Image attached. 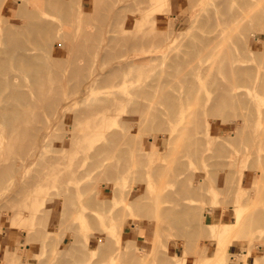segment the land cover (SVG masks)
<instances>
[{
    "label": "rangeland",
    "instance_id": "rangeland-1",
    "mask_svg": "<svg viewBox=\"0 0 264 264\" xmlns=\"http://www.w3.org/2000/svg\"><path fill=\"white\" fill-rule=\"evenodd\" d=\"M75 3L76 0H71V7H74ZM150 3L151 0H83L84 12L80 14L82 17L76 15L77 18L76 16H74V14L65 16L61 13L58 14V11H50L51 14L48 18H50L56 26L60 27L62 29H60L61 32L64 33V50L68 51L66 52L67 60H61L60 62L56 61L53 63L51 57L48 56V60L46 61L47 63L43 62V66L45 68L41 74L43 77H40L36 81L34 80V78H32L31 75H28L27 73L19 71L14 72L15 76H17L16 83L20 81V84L22 83V86L20 85V89L24 91L25 94H27L26 99L29 100V98L31 96L32 97L30 98V101L27 100L29 106L21 109V111L23 110L24 117L18 120L16 123L12 122L11 124L13 125L10 124L9 130H7L8 128H6V125L8 123H4V120L2 123V119L0 118V125L6 124L3 125L5 127L0 126V139H3V142L0 143V170L3 168L11 167V172H9L7 176L0 177V264H139V262L140 264H171V262L172 264H198V261L199 264H212L213 262V264H223L225 262V264H239L240 262H242V264H264V178L262 180L260 178L264 176V172L262 173V171H264V139H261V137L264 138V132L259 131L261 130L262 125L264 128V63L262 59L264 55V29L257 26L255 30L250 29L251 27H246L245 24L238 25V27H241L237 28V25L232 24L231 22V28L227 27L228 24L231 25L227 21L234 19L236 15L235 13L241 12L244 8L249 9L252 5L254 7H251V10L254 9L255 12L261 10L264 7V0H169L167 6L164 7V12L161 14V16L160 14H158V12L150 10L152 8H150ZM19 5L20 2H18L15 7L11 6L10 0H0V20L3 19L2 12L4 11L8 20L13 21L14 19H16L15 17L19 13L18 21L23 22L22 20H25V18L23 19L24 13L22 11H24L26 7L24 8ZM130 5L133 6L131 7ZM256 5L257 7L255 8ZM127 6L128 9H126ZM258 7L260 9H258ZM139 11L141 13L146 12V15L147 12H149L148 18L150 21L149 24L143 26L144 28L142 27V30L137 31L136 24L128 25L127 23H125V18L126 20L131 22L134 18V15H136V13L138 14ZM83 14L86 15L85 18H83ZM72 15L73 17L71 18ZM171 16L172 21H170ZM172 23L173 26L170 28ZM256 23H258V21H256ZM168 24L170 25L169 29L171 30L168 42L162 44L159 42H153L156 44L152 45L154 47L153 51H151L152 46L150 45L152 43H149V45L148 43H145L149 46L150 49L148 48V46L143 45L144 48L147 47L148 49L145 48L147 50L141 49L142 51L138 50L128 52L126 53V55L129 54L127 55L128 58H126V55H124L125 60L127 59L131 62L130 63L128 61H125L124 65L128 63V66L130 65L131 68H127V64L125 66L122 65V67H125L124 71L128 72L124 76V78H126V81H124L123 84H121L122 82L119 83L118 80H112V82L111 79H103L104 76H106V72L110 68L115 66V64H112L110 62L109 64H107L108 66L106 65L107 67L105 66V62H103V64L105 63L104 65L100 64V61H102V59L99 57V54L105 53L107 49H109L110 53H112L113 55L119 54L122 51V43L120 42V37L131 36L135 33V31H137L139 34H142L145 38H157L159 37V31L167 27ZM17 25L18 24L14 22L0 24V26L10 27L13 29L16 28ZM247 28L252 31H250L251 35L254 36V54L252 52H250L249 54H245V50L243 51L242 49H240L244 47L243 44L245 35L242 36V33L245 32L244 34H246L247 31L248 33H250ZM111 30L115 31L112 32ZM241 30L245 31L242 32ZM87 31H90L91 34L85 36L84 33ZM67 33L71 35L75 34L76 39L67 40ZM102 36L104 37L105 41H101ZM113 37L117 38L113 39ZM115 43H117V47ZM157 44L160 46H158ZM79 46L81 48H79ZM241 51H243V56L240 54ZM97 53L98 61H96V59H94L95 57H93ZM231 53H233V55H231ZM169 54H176L180 59L184 61V63L181 64L179 62L171 60L170 58H168ZM235 54H239V56L241 55L240 57L245 60L248 59L245 58L246 55L252 57V59H249L250 62H247V67L249 66L251 70V79L241 83H237L230 77L229 69L230 66L234 64L233 59L231 58H234L233 56ZM146 56H150V58H147ZM138 58H140V61ZM93 59L96 62H94ZM145 59H148L146 60L147 62L142 63L141 61H144ZM227 59H230V61H227ZM134 61H137L138 65L140 62L141 64L139 66L131 65L134 64ZM261 61L263 64L260 63ZM91 65H93L94 67L98 65L99 67L105 66L106 69L103 70L104 68L101 67L98 68V71L97 67L94 69ZM78 67L81 68L79 75L78 73L75 74L72 72L73 69H76ZM84 67H91V70L94 69V71L98 74L99 72L102 73L99 74L101 75L100 77L97 73L91 72L93 77L96 76L100 79H98L96 83L91 87L93 88L92 91L91 88L89 89L91 92L85 91L83 89L84 86L82 84L84 82L82 81L84 80V77L86 75V70L84 69ZM50 69L52 70V72H49L51 71ZM204 70H207L208 72ZM118 73L119 75H122L123 72L120 71ZM257 79L260 81L258 82ZM194 82H196V84ZM230 83L241 85L244 84V86L246 84L248 85L249 88L247 87V85L245 86L248 89L242 87L239 90H235L234 95L242 97L244 96V100L245 97H248L249 100H245L247 103V105L245 106L249 105V109L245 106L244 108L248 109L249 111H246L244 109V112L243 108L241 109V107L243 106L238 107L237 102L228 106V103L231 101V99H229V97H231V94L229 93V87L232 84ZM187 84L188 86H185ZM144 85L146 86V92L138 91L129 93L127 95L131 98L132 102L126 103L127 108H125L126 110H128L138 102L142 106V108L140 109L141 116L143 114L147 115L145 111L149 110V112L147 111V113H149V117L151 115L150 119L149 117L144 115L147 121L143 119L142 116V121L144 123L142 122L138 125H126L123 129L117 125H110L109 115L111 112L107 109L108 106H111L112 102L116 101L114 99L126 97V95L124 94L125 91L129 89L131 90L133 87L136 88ZM192 85H195L194 88L192 87ZM260 86L262 87V90ZM78 88H80L81 93L79 95H76V97L74 98V96L71 95L74 94L73 92H77ZM190 88L195 91H192L191 93ZM244 88L246 95H244ZM166 89H168L167 91L169 92H164ZM257 89L262 91L261 93L263 94H261ZM51 92H54V94ZM107 92H111L112 94L108 95ZM135 93L137 96L135 95ZM189 93L191 94L189 95ZM249 93H251V95L254 94L253 98L251 95H249ZM50 94L53 95V97H51ZM161 94H164V97H162ZM197 94L198 96L196 97ZM202 94H204V96ZM166 95H169V97L172 98L173 101H175L172 106L175 108L174 104L176 103L175 109H177L181 113L178 112L176 114H173L175 111L177 112V110H175L173 107L169 108L168 104L165 103L164 99L166 98ZM249 96L254 100H250ZM66 97L68 98L66 99ZM57 99L60 101L59 105L63 106L64 104H67V106L64 105V107L66 106V111H64V107L60 108V110L58 109V112H61V115H59V119L56 118L55 120H53V112L56 108L51 107L49 109L48 104ZM106 99H109V101H106ZM256 99L258 101H255ZM136 100L138 101L136 102ZM196 100L200 101L197 102ZM82 101L84 103V106ZM194 101L196 102L195 104L193 103ZM182 103H184L185 105ZM254 103L259 107H256ZM30 104L32 107L30 106ZM251 105L253 108L251 107ZM144 106L146 109L143 108ZM148 106L149 109H147ZM29 108H33V111ZM237 108L241 109L238 114L239 117H249V122L247 118V122H243V120L241 121L240 118H236L238 116L236 111L238 112V110H240ZM28 111L33 112V115L30 116L31 113H29ZM170 111H172L173 113ZM154 112L156 115L154 114ZM242 112H244L243 115ZM132 113V115L137 116L136 112ZM140 113L137 114L140 115ZM168 114L172 116L170 117V115ZM26 115L28 118L26 117ZM167 116H169L170 118L174 116L175 119L172 118V121H169V117ZM46 117L48 119L51 118V121L49 120L47 123H52L51 128L53 127V129H48L51 132V136L47 139L42 140V138L40 137L41 134L39 133L45 131L47 124L45 123ZM77 117L79 119H77ZM144 120L146 121V123ZM190 120L191 122H189ZM27 122L29 123L27 124ZM103 122L104 124L107 123L108 125H110L107 130V138L105 140L96 139L94 137V127L95 125L99 126ZM245 122L247 123V125ZM242 123L245 124L244 129L246 126L244 134H246L247 138L245 137V135L243 137V135L241 136V134L239 133L243 129L241 128L243 126ZM191 124L193 125L191 126ZM30 127L32 128V130H30ZM12 128L14 130H12ZM15 129L18 131H16ZM142 129L143 132L141 133L140 130ZM14 131L16 134L18 133V138L16 135H13L14 133L12 134V132ZM257 131H259L258 134ZM235 132H237V134ZM143 133L147 135L145 136ZM91 134H94L92 135V138H90ZM10 135L14 139L11 138ZM110 135H112V137ZM122 135L124 136V139ZM130 135L135 136L131 137ZM227 135H229V137ZM239 137H243L241 138L243 140V143L241 141H238L237 138ZM213 138L215 142L212 141ZM258 138H260L261 140ZM93 139L96 141L93 142L92 145H94V147L98 149V151H95L94 153L91 151L92 149L88 151L90 141ZM122 139L123 141H121L120 144V140ZM183 139L185 143L183 142ZM241 139L239 138V140ZM129 141L131 142V144H133L131 145ZM136 141L137 143H139V146L137 143H135ZM6 142L7 144H5ZM220 143H222L223 145ZM183 144L185 147H183ZM239 144H241L242 148L241 146H239ZM44 145H46V147ZM129 145H131L130 148ZM260 145H263V147H259ZM37 146L39 147V150L37 149ZM132 147H137L136 150L138 149V151H136L135 149L133 150ZM260 148H262L263 150L261 149L262 151H260ZM221 149L224 152L222 151L221 153ZM241 149H243V151H240ZM118 150L120 153L118 152ZM113 151L114 153L112 155L111 153ZM212 151L216 153L212 154ZM40 152L42 153L40 154ZM133 152L137 153L134 154ZM184 152L187 153H185L184 155ZM225 153L229 154L226 155ZM258 153L261 155L259 156ZM194 154L196 155V157ZM234 154H236L235 157ZM147 155L149 157H146ZM219 155L221 158L219 157ZM141 156L144 157V159L141 158ZM236 156L238 160H236ZM108 157H110L109 160ZM179 157L181 162L183 163L179 162ZM123 158L125 161L123 160ZM255 159L258 161H256ZM226 160L228 163L226 162ZM25 162L26 166L24 165ZM100 162L102 163V166L97 167ZM172 162H175V165ZM261 162L262 164L260 165L259 163ZM27 163H30V165H28ZM226 163L228 165L231 163V167L229 168V165L227 169ZM80 164L81 167L79 169H76V165ZM104 165L107 166V168ZM214 165L215 167L213 168L212 166ZM221 166L226 168L224 169ZM234 166L235 168L233 169L232 167ZM252 166H255V169L252 168ZM257 166L258 168H256ZM102 167L104 169H102ZM163 168H165L166 170H164ZM187 168L189 169V171H187ZM191 168L193 169L191 170ZM261 168H263L262 171L260 170ZM151 169L153 170V173ZM222 169H224V171H222ZM178 170H180L181 172H178ZM234 170H236V172H234ZM255 170H257V172ZM100 172L103 173L101 174ZM135 173L136 175L141 176L136 177ZM229 173L233 178H230ZM150 174L154 175L151 176ZM165 174L168 178L171 177L172 179L168 180V178L165 177ZM228 174L229 176L226 177V175ZM232 174L234 176L237 174V177L232 176ZM210 175L214 178L213 180H211L212 177L210 178ZM158 176L161 177L162 181H160L161 179L158 178ZM19 177H21L20 180H17L19 179ZM135 178H138V180ZM164 178H167L168 181ZM174 178L176 179V182H172L175 180ZM225 178H228V180ZM255 178L257 180H255ZM132 179L138 182L136 183ZM158 179L164 185L160 184ZM178 180L179 182H177ZM66 181L68 183H66ZM215 181L216 183L213 184V182ZM229 181H232V184ZM198 182L201 187L202 185L204 186V188H200L205 190V193L201 194L200 192L204 191L201 189L198 190V187L200 186ZM227 182H229L228 184H230V188L232 186L231 189H227V187H229ZM172 183L174 186L176 185L175 187H177L178 185V188H174ZM185 183L188 184L186 185ZM262 183L263 185H261ZM158 184H160V186ZM215 184L217 189L214 187ZM224 184L226 185L224 186ZM188 185L191 187H189ZM257 186H259L258 189L262 188L263 191V196H260L261 198L258 197L260 200H257L258 198H256L259 194L261 195V191L257 190ZM121 188L122 190H120ZM220 188L222 190L224 189L226 193L229 190L227 196L226 193L224 194L221 192L222 190ZM218 189L219 191L217 193ZM252 189L254 190L255 194ZM255 189L258 192L260 191L258 195L256 194L258 192H256ZM124 190H126V192ZM182 190L184 191L182 192ZM188 190L191 191L188 192ZM173 191L176 192L177 195ZM82 192L85 193L82 194ZM115 195H117L116 198L114 197ZM183 195H185V198ZM142 196L145 197L143 198ZM194 196L196 197L194 198ZM228 196H232V198ZM250 196L252 197L249 198ZM124 197H126V199ZM168 197H170L169 200ZM114 198L115 201H118L115 202ZM172 198L174 201L171 200ZM228 198H231V200L229 201ZM252 198L253 200H255V204L252 201ZM86 200L87 203H85ZM198 200L202 204L199 205ZM172 201H179V205L177 203L176 206V203L173 204ZM81 202L84 204H82ZM181 202H184L182 203L184 205H181ZM129 203L133 205H135L136 203L137 204L133 206ZM171 203L173 205H170ZM242 203H244V205H242ZM111 204H113V206ZM180 205L181 208H183L182 206H184V208L182 209L183 211H181ZM114 206L116 209H114ZM136 207L139 209H137ZM236 207L237 209H239V211H241V217H243L245 223H243L244 220L241 219L243 220L241 222L242 227L240 226L239 228H235L233 233L234 235L233 237H231L232 239L229 238L231 240L229 242L230 244L226 242V244H228L229 246L224 243L225 246L231 248V250L230 248H227V252L224 244H221V248H224L220 249V244L218 245L217 239L209 234L208 230V234L212 237H210L207 232H205V226L211 223H234L236 220ZM77 208L79 211L77 210ZM152 208L154 211L152 210ZM260 208L263 211H261ZM194 209L196 212L194 211ZM115 210L118 212H115ZM248 211H250L249 214ZM169 212L175 213L177 215L180 214L181 218L177 216V218H173L174 222H172V220H170L171 217L167 216ZM187 213L190 214L187 215ZM124 214L127 215L124 216ZM244 214L246 218H244ZM200 215H202V218ZM198 217L201 220L198 219ZM107 218L108 220H106ZM197 219L198 222L199 220L201 222V224L200 222H197L198 226L201 225L199 227L194 225L196 223L194 221H197ZM183 220H187L188 223L187 221L184 223ZM170 221L172 222V224L170 223ZM118 224L120 227L118 226ZM203 225L205 226L203 227ZM177 226L180 227L178 228ZM118 227L120 229L119 234H121V236H118ZM194 227H198L199 230L202 229L201 231L205 230V233H202L201 238L198 237L199 233L201 234V231L197 232L198 229H195ZM155 229L158 231L156 232ZM239 229L240 231L237 234V231ZM241 229L246 233L242 232L243 234H240L242 231ZM193 230L196 231L193 232ZM195 232L198 233V235L193 236ZM183 233L184 235H181ZM203 234L206 238V235H208L211 239H206ZM192 237L194 239H192ZM190 239H192L194 242ZM82 243L83 246L81 247ZM137 244L138 246H136ZM110 246L112 249H110ZM137 247L141 248L142 251L140 249V252H138L139 250L136 251L135 249ZM194 247H196L195 249L198 250L197 252ZM217 247L220 250H217ZM214 250H217L218 254H216L217 252ZM222 250L224 251V253ZM127 251L129 252L126 253ZM131 251L134 253L132 254ZM242 251L245 252L242 254ZM192 252L195 253L188 254ZM216 255L220 256L217 257ZM146 256L149 258L147 259ZM108 257L110 258V260ZM238 257L240 258L238 262L235 263L234 261ZM146 259L148 260V262ZM223 260H225V262H223ZM219 261L222 262L220 263Z\"/></svg>",
    "mask_w": 264,
    "mask_h": 264
},
{
    "label": "bare ground",
    "instance_id": "bare-ground-1",
    "mask_svg": "<svg viewBox=\"0 0 264 264\" xmlns=\"http://www.w3.org/2000/svg\"><path fill=\"white\" fill-rule=\"evenodd\" d=\"M11 1V6H15L16 7V4L18 3V2H20V5L19 6H21V7H26V9H28V10H26V9H24V11H22L23 13H24V15H23V19L25 18V20H22L23 22H19L18 21V19H19V13L16 15V19H14L13 21L12 20H8L7 19V17H6V14L4 13V11H3V9H2V17H3V19L2 20H0V24H2V23H7V22H10V23H12V22H14V23H16V24H18L17 25V27L16 28H10V27H4V26H0V118L2 119V123H3V120L5 121L4 123H6V124H3V125H6L7 127L6 128H8L7 130H9L10 128V124L12 123V122H14V123H16L18 120H20L21 118H23L24 117V114H23V110L21 111V109L22 108H24V107H26V106H29V104H28V101H30V98L32 97H30V95H29V100L28 99H26V96H27V94H25L24 93V91H22L20 88H21V86H22V83L20 84V81H18V83H16V77L17 76H15V71H19V72H24V73H27L28 75H31L32 76V78H34V80L36 81V80H38L40 77H43L41 74H42V72L44 71V63H47L46 61L48 60L47 58H48V56H50L51 57V59H52V62L54 63V62H56V61H58V62H60L61 60H67L66 59V52H68V51H66V50H64L65 48H64V33L63 32H61V28L60 27H58V26H56L52 21H51V19L50 18H48L49 16H50V11H53V10H55V11H58V14L59 13H61L62 15H65V16H68V15H71V14H74V16H81L80 14H82L83 12H84V10H83V0H76V3H75V6L74 7H71V5H70V2H71V0H10ZM141 1V0H140ZM149 1V0H148ZM168 1L169 0H151V6H150V10L151 11H155V12H158V14H160V16H161V14L164 12V7H166L167 6V4H168ZM171 1V0H170ZM241 1V0H240ZM4 2V1H3ZM2 2V3H3ZM143 2V1H142ZM141 3V2H140ZM117 5H118V3H117ZM131 6V5H130ZM133 6V5H132ZM131 6V7H132ZM1 7V6H0ZM119 7V6H118ZM250 7V6H249ZM251 7H254L253 5L251 6ZM250 7V8H251ZM257 7V5L255 6V8ZM17 8H19V7H17ZM234 8V7H233ZM248 9V8H244V9H242V11L241 12H239V13H235L236 15H235V18L234 19H231V20H228L227 22H231L232 24H236L237 25V28H240V27H238V25H241V24H245V26L246 27H251L250 29H254L255 30V28H256V26L257 27H259V28H262V29H264V10H263V8L261 9V10H258V11H256L255 12V10L253 11V10H251V9ZM106 9V8H105ZM115 9V8H114ZM126 9H128V6L126 7ZM258 9H260L259 7H258ZM26 10V11H25ZM7 11V10H6ZM113 11V10H112ZM112 11H111V13H112ZM20 12V11H19ZM145 13V14H144ZM138 12V14L136 13V15H134V18L132 19V21L131 22H129L128 20H126V18H125V23H127L128 25H133V24H136V26H137V31H139V30H142L144 27V25H147V24H149V18H148V13L149 12H147V15H146V12ZM216 13V12H215ZM85 14V13H84ZM83 14V18H85V16L86 15H84ZM52 16V15H51ZM60 16V15H59ZM77 16H76V18H77ZM111 16V15H110ZM165 16H167V15H165ZM73 17V15L71 16V18ZM82 17V16H81ZM215 17H216V14H215ZM76 18H75V20H76ZM109 18V17H108ZM172 16L170 17V21H172ZM174 19V18H173ZM82 20V19H81ZM175 20V19H174ZM216 20H217V18H216ZM170 21H169V23H170ZM256 21H258V23H256ZM77 22V21H76ZM230 23V24H231ZM255 23V24H254ZM119 24H120V22H119ZM232 24L231 25H229L228 24V28H231L230 26H232ZM65 25V24H64ZM226 25V24H225ZM235 25V26H236ZM16 26V25H15ZM61 26V25H60ZM169 24L167 25V27H165L164 29H161L160 31H159V34H158V36L159 37H157V38H148V37H144L142 34H139L137 31H135V33L134 34H132L131 36H126V37H120V42L122 43V51L119 53V54H112V53H110V51H109V49H107L106 51H105V53H103V54H99V57L102 59V61H100V59H99V61H100V64H103V62H105L104 64H105V66L107 65V64H109L110 62L112 63V64H115V66H113L112 68H108L109 70L106 72V76H104V78L103 79H105V80H109V79H111V81L112 80H118V82L120 83V82H122L121 84H123V82L124 81H126V78H124V76H125V74L126 73H128L127 71H124L125 69V67H122V65H124V62L125 61H128L127 59L125 60V56L124 55H126V53H128V52H132V51H142V50H147L148 48H149V43H152V44H150L151 46L152 45H156L155 43H153V42H159V43H165V42H168V40H169V35L171 34V30L169 29ZM173 26V23H172V25L170 26V28ZM210 26V25H209ZM63 27V26H62ZM143 27V28H142ZM234 27V26H233ZM70 28V27H69ZM89 28V27H88ZM87 28V29H88ZM61 29V30H60ZM86 29V30H87ZM235 29V28H234ZM233 29V30H234ZM242 29H243V27H242ZM246 29V28H245ZM248 29V28H247ZM250 29H248L249 30V32L251 31ZM261 29V30H262ZM113 30V29H112ZM111 30V31H112ZM232 30V31H233ZM240 30V29H239ZM257 30V29H256ZM74 31V30H73ZM115 31V30H114ZM114 31H112V32H114ZM242 32H244L243 30H241ZM69 32V31H68ZM108 32H110V31H108ZM175 32V31H174ZM236 32V31H235ZM234 32V33H235ZM241 32V33H242ZM252 32V31H251ZM251 32L250 33H248V31L246 32V34H244V33H242L243 35L242 36H244V44H243V48H240V49H242L243 51L245 50V54H249L250 52H252L253 54H254V50H253V41H254V36H252L251 35ZM91 33H90V31H87V32H85L84 33V35L85 36H87V35H90ZM238 34V33H237ZM250 34V35H249ZM67 35V40H73V39H76V35L75 34H73V35H71V34H69V33H67L66 34ZM233 35V34H232ZM235 35V34H234ZM246 35H248V36H246ZM112 38V37H111ZM110 38V39H111ZM115 37H113V39H114ZM117 38V37H116ZM115 38V39H116ZM106 39V38H105ZM112 39V40H113ZM104 40V37L102 36V38H101V41H103ZM237 40V39H236ZM235 40V41H236ZM241 40V39H240ZM105 41V40H104ZM70 42V41H69ZM148 43V45H146V44ZM242 43V42H241ZM240 43V44H241ZM117 43H115V45H116ZM143 45H146V46H148V48L147 47H145V48H147V49H145L144 48V46ZM158 45V44H157ZM67 46V45H66ZM143 46V47H142ZM150 46V47H151ZM158 46H160V45H158ZM73 47V46H72ZM116 47H117V45H116ZM157 47V46H156ZM79 48H81L80 46H79ZM138 48H140V49H138ZM153 46H152V49H151V51H153ZM70 49H72V48H70ZM116 49V48H115ZM142 49V50H141ZM150 49V48H149ZM192 51V50H191ZM243 51H241V55H242V52ZM263 52H264V49H263ZM99 53H100V51H99ZM114 53V52H113ZM46 56H45V55ZM131 54V53H130ZM127 55H129V54H127ZM127 55H126V58H128L127 57ZM231 55H233V53H231ZM236 55V54H235ZM233 56L234 58H231V59H233V62H234V64H230L229 66H230V69H229V75H230V77L232 78V80H234L235 82H237V83H241V82H244V81H246V80H249V79H251L252 78V76H251V70H250V67L248 66L247 67V62L249 61V59H252V57H249V55L247 56L246 55V57L245 58H248V59H243L242 57H240L239 56V54H237L236 56ZM243 56V55H242ZM245 56V55H244ZM254 56H256V55H254ZM77 57V56H76ZM93 57H95L94 59H96V61H98L97 59H98V53L97 54H95ZM143 57V56H142ZM142 57H140V58H142ZM147 58L149 57L150 58V56H146ZM229 57V56H228ZM227 57V58H228ZM262 57V56H261ZM260 57V58H261ZM65 58V59H64ZM140 58H138L139 59V61H140ZM145 58V57H144ZM153 58V57H152ZM168 58H170L171 60H173V61H175V62H179V63H184V61L182 60V59H180L176 54H169V57ZM93 59V60H94ZM135 59H137V58H135ZM134 59V60H135ZM263 63H264V55H263ZM92 60V61H93ZM130 60H131V58H130ZM133 60V59H132ZM141 60H143V59H141ZM146 60H148V59H145L144 61H141L142 63H144V62H147ZM151 60V59H150ZM230 61V59H227V61ZM261 60V59H260ZM259 60V61H260ZM78 61V60H77ZM95 60H94V62H96ZM108 63H107V62ZM172 61V62H173ZM252 61V60H251ZM44 62V63H43ZM81 62V61H80ZM102 62V63H101ZM128 62H130V61H128ZM141 62L139 63V65L141 64ZM250 62V61H249ZM248 62V63H249ZM67 63V62H66ZM93 63V62H92ZM131 63V62H130ZM129 63V64H130ZM133 63V62H132ZM137 63V61H134V64H131V65H137V66H139L138 65V63ZM231 63V62H230ZM246 63V64H245ZM261 64H263L262 63V61L260 62ZM99 64V65H100ZM103 64V65H104ZM127 64V65H126ZM125 65L127 66V68L129 67V68H131L130 67V65L128 66V63H126ZM99 65L98 66H93V65H91V66H93L92 68H96L97 67V70H98V68H104L103 70H105L106 68H105V66H101V67H99ZM124 65V66H125ZM46 66V65H45ZM108 66V65H107ZM106 66V67H107ZM212 66V65H211ZM211 66H210V68H211ZM48 67H49V65H48ZM66 67H67V65H66ZM133 67V66H132ZM260 67H261V65H260ZM51 68V67H50ZM89 68H90V71H89ZM49 69V68H48ZM67 69V68H66ZM84 69L86 70V75H85V77H84V80L82 81V82H84L82 85L84 86V90L85 91H89V92H91L92 90H93V88H91L95 83H96V81L99 79V77H93L92 76V73L91 72H95L94 71V69H92L91 70V67H84ZM215 69V68H214ZM51 70V69H50ZM65 70V69H64ZM80 70H81V68L80 67H78V68H76V69H73L72 70V72L73 73H75V74H77L78 73V75H79V72H80ZM129 70V69H128ZM260 70V69H259ZM264 70V69H263ZM49 71V70H48ZM67 71V70H66ZM99 71V70H98ZM102 71V70H101ZM123 72L122 73V75L120 74L119 75V73L118 72ZM204 71H207V70H204ZM49 72H52V70L51 71H49ZM61 72V71H60ZM208 72V71H207ZM255 72V71H254ZM258 72V71H257ZM260 72V71H259ZM261 72H263V71H261ZM23 73V74H24ZM46 73V72H45ZM48 73V72H47ZM95 73H97V72H95ZM95 73H94V75H95ZM101 72H99V74H100ZM118 73V74H117ZM49 74H51V73H49ZM65 74H66V72H65ZM98 74V73H97ZM98 74V75H99ZM102 74V73H101ZM105 74V73H104ZM117 74V75H116ZM54 75V74H53ZM97 75V76H98ZM260 75V74H259ZM258 75V76H259ZM46 76V75H45ZM44 76V77H45ZM100 77H101V75H99ZM256 76V75H255ZM254 76V77H255ZM51 77V76H50ZM260 77H261V75H260ZM107 78V79H106ZM262 78V77H261ZM264 78V77H263ZM262 78V79H263ZM102 79V80H103ZM48 80V79H47ZM100 80V79H99ZM258 80V79H257ZM188 81V80H187ZM230 81V80H229ZM228 81V82H229ZM260 80H258V82H259ZM113 82V81H112ZM257 82V81H256ZM118 83V84H119ZM195 84H196V82H194ZM261 83V82H260ZM263 83H264V81H263ZM192 84V83H191ZM191 84H190V86H191ZM230 84H232V83H230ZM21 85V86H20ZM147 85V84H146ZM247 85V84H246ZM245 85V86H246ZM263 85V84H262ZM261 85V86H262ZM148 86V85H147ZM150 86V85H149ZM185 86H188V84L187 85H185ZM195 86V85H194ZM194 86L192 85V87L194 88ZM244 86V84L243 85H241V84H232V85H230V87H229V93L231 94V97H229V99H231V101L228 103V106L229 105H231V104H235L236 102H237V104H238V107L239 106H243V107H241V109L243 108V110L245 109L246 111H249L248 109H249V105L248 106H245V105H247V103H246V101L245 100H247L248 99V97H245V100H244V96L242 97V96H235L234 95V91L235 90H239L240 88H242V87H245ZM253 86V85H252ZM254 86H255V84H254ZM256 86H257V84H256ZM260 86V87H261ZM51 87V86H50ZM153 87V86H152ZM151 87V88H152ZM247 87H248V85H247ZM247 87H245V88H247ZM91 88V91L89 90ZM145 88H146V86L144 85V86H139V87H133L131 90L129 89V90H127V91H125L124 92V94L126 95V97H121L120 99H114V100H116V101H113L112 102V104H111V106L109 105L108 106V110L111 112L110 113V115H109V118H110V125H117V126H119L120 128H124V126H126V125H134V124H140V123H142L143 121V119H145V116H147V117H149L148 115H149V113H147V111L149 112V110H147V111H145L146 112V114L147 115H145V114H143L142 116H143V119H142V116H141V113H140V109L142 108V106L137 102L138 100H136V104H134L133 105V107L132 108H130V109H128V110H126V103H131L132 101H131V98L130 97H128L127 95L129 94V93H132V92H138V91H145ZM245 88H244V95H246V93H245ZM249 88V87H248ZM247 88V89H248ZM191 89V90H190ZM189 90L191 91V93H192V91H193V89L192 88H190ZM196 89V88H195ZM259 89V88H258ZM257 89V90H258ZM168 89H166L164 92H166ZM257 90H256V92H257ZM261 90H262V87H261ZM189 91V92H190ZM195 91V90H194ZM193 91V92H194ZM241 91V90H240ZM240 91H238V92H240ZM247 91V90H246ZM254 91V90H253ZM260 93L262 92V91H260V90H258ZM44 92H46V91H44ZM146 92V91H145ZM167 92H169V91H167ZM185 92V91H184ZM228 92V91H227ZM255 92V93H256ZM258 92V93H259ZM51 93H53L54 94V92H51ZM74 94H72L71 96H74V98L76 97V95H79L81 92H80V88H78V90H77V92H73ZM187 93V92H186ZM191 93H189V95L191 94ZM228 93V94H229ZM237 93V92H236ZM264 93V92H263ZM263 93H261V94H263ZM107 94L108 95H110V94H112L111 92H107ZM185 94V93H184ZM238 94V93H237ZM236 94V95H237ZM241 94V93H240ZM253 94V93H252ZM260 94V95H261ZM43 95H44V93H43ZM51 95V94H50ZM135 95H136V93H135ZM162 95V97H164L163 95L164 94H161ZM203 96H204V94H202ZM249 95H251V93H249ZM254 95V94H253ZM253 95H251L252 96V98H253ZM259 95V94H258ZM47 96V95H46ZM70 96V97H71ZM137 96V95H136ZM181 96H182V94H181ZM187 96V95H186ZM198 96V94L196 95V97ZM228 96H230V95H228ZM248 96V95H247ZM262 96V95H261ZM264 96V95H263ZM51 97H53V95H51ZM50 97V98H51ZM132 97V96H131ZM161 97V96H160ZM166 98L164 99V101H165V103H167L168 104V107L169 108H171V107H173L172 105H173V103L175 102V101H173L172 100V98H170L169 97V95H166L165 96ZM46 98V97H45ZM49 98V99H50ZM68 97H66V99H67ZM139 98V97H138ZM187 98V97H186ZM189 98V97H188ZM191 98V97H190ZM220 98V97H219ZM249 98H250V96H249ZM252 98H250V100L252 99ZM258 98V97H257ZM65 99V100H66ZM92 99V98H91ZM94 99V98H93ZM133 99V98H132ZM135 99V98H134ZM28 100V101H27ZM160 100V99H159ZM173 102H172V101ZM202 100V99H201ZM249 100V99H248ZM252 100H254V99H252ZM35 101V100H34ZM85 101V100H84ZM89 101V100H88ZM92 101V100H91ZM106 101H109V99H106ZM163 101V102H164ZM177 101H178V99H177ZM193 101V100H192ZM197 101V100H196ZM200 101V100H199ZM199 101H197V102H199ZM255 101H258L257 99L255 100ZM32 102V101H31ZM44 102V101H43ZM60 101L57 99V100H54V101H52V102H50L49 104H48V107H49V109L52 107V108H56L55 109V111L53 112V120H55L56 118L57 119H59L58 117H59V115H61L60 113L61 112H58V109L60 110V108H62V107H64V105H66L67 106V104H64L63 106L62 105H59L60 103H59ZM62 102V101H61ZM77 102V101H76ZM152 102V101H151ZM191 102V101H190ZM202 102H204V101H202ZM232 102H234V103H232ZM254 102V101H253ZM37 103V102H36ZM69 103V102H68ZM82 103H83V101H82ZM81 103V104H82ZM156 103V102H155ZM188 103H189V101H188ZM194 104L196 103L195 101L193 102ZM193 103H191V104H193ZM63 104V103H62ZM86 104V103H85ZM166 104V105H167ZM176 104V103H175ZM174 104V106H175V108H176V105ZM182 104H184V103H182ZM200 104V103H199ZM248 104H249V101H248ZM33 105H34V102H33ZM152 105H154V104H152ZM180 105H181V103H180ZM185 105V104H184ZM189 105V104H188ZM254 105H255V103H254ZM30 106H31V104H30ZM66 106L64 107V111H66ZM83 106H84V103H83ZM194 106V105H193ZM192 106V107H193ZM221 106V105H220ZM244 106L245 107H247L248 109H246V108H244ZM256 106V105H255ZM32 107V106H31ZM58 107V108H57ZM69 107V106H68ZM126 107V108H125ZM153 107V106H152ZM204 107V106H203ZM202 107V108H203ZM236 107V106H235ZM251 107H252V105H251ZM250 107V108H251ZM256 107H259V106H256ZM143 108H145V106L143 107ZM150 108H151V106H150ZM174 108V107H173ZM172 108V109H173ZM174 108V109H175ZM183 108H185V107H183ZM182 108V109H183ZM208 108V107H207ZM217 108V107H216ZM253 108V107H252ZM251 108V109H252ZM30 110H32L31 108H29ZM146 109V108H145ZM147 109H149V106L147 107ZM156 109V108H155ZM171 109V110H172ZM196 109V108H195ZM237 109H240V108H237ZM241 109L240 110H238V112L236 111V113H237V115L239 114V112L241 111ZM259 109V108H258ZM260 109H261V106H260ZM25 110V109H24ZM27 110H28V108H27ZM26 110V111H27ZM35 110V109H34ZM44 110V109H43ZM151 110V109H150ZM175 110H177V109H175ZM174 110V111H175ZM186 110H188V109H186ZM245 110H244V112H245ZM33 111V110H32ZM70 111V110H69ZM158 111V110H157ZM173 111V110H172ZM172 111H170V112H172ZM190 111V110H189ZM227 111H228V109H227ZM226 111V112H227ZM29 112V111H28ZM68 112V111H67ZM72 112V111H71ZM132 112H136V115L137 116H134V115H132L133 113ZM151 112V111H150ZM156 112V111H155ZM155 112H154V114H155ZM169 112V111H168ZM179 111L177 110V112L175 111L173 114H176V113H178ZM188 112V111H187ZM244 112H242V115L244 114ZM260 112V111H259ZM29 113H31L30 114V116H32L33 115V112H29ZM75 113V112H74ZM137 113H140V115H138ZM179 113H181V112H179ZM261 113V112H260ZM26 114V113H25ZM153 114V115H154ZM159 114V113H158ZM187 114V113H186ZM241 114V113H240ZM249 114H250V112H249ZM145 115V116H144ZM156 115V114H155ZM168 115H170V114H168ZM180 115V114H179ZM225 115H226V113H225ZM236 115V114H235ZM242 115H241V117H242ZM252 115V114H251ZM261 115V114H260ZM28 116H29V114H28ZM37 116V115H36ZM35 116V117H36ZM133 116V117H132ZM172 115H170V117H171ZM175 116V115H174ZM174 116L172 117V118H174ZM187 116V115H186ZM190 116H191V114H190ZM189 116V117H190ZM247 116V115H246ZM249 116V115H248ZM26 117H27V115H26ZM130 117H132V118H130ZM150 117H151V115H150ZM150 117H149V119H150ZM167 117H169V116H167ZM169 117V121L171 120L172 121V118H170ZM188 117V118H189ZM193 117V116H192ZM232 117V116H231ZM259 117V116H258ZM263 117V116H262ZM28 118V117H27ZM33 118V117H32ZM129 118V119H128ZM165 118V117H164ZM188 118H186V119H188ZM198 118V117H197ZM224 118V117H223ZM235 118V117H234ZM236 118H240L239 117V115L236 117ZM242 118H245V119H242ZM242 118H240L241 119V121L243 120V122L244 121H246V118L248 119V122H249V117H242ZM40 119V118H39ZM51 119V118H50ZM50 119H48L47 117H46V121H45V123H47ZM77 119H79L78 117H77ZM159 119V118H158ZM168 119V118H167ZM175 119V118H174ZM173 119V120H174ZM34 120V119H33ZM146 121H147V119H145ZM144 120V121H145ZM178 120V119H177ZM196 120V119H195ZM208 120V119H207ZM225 120V119H224ZM251 120V119H250ZM26 121H28V120H26ZM43 121V120H42ZM51 121V120H50ZM146 121H145V123H146ZM197 121V120H196ZM195 121V122H196ZM212 121V120H211ZM39 122H40V120H39ZM59 122V121H58ZM149 122V121H148ZM176 122V121H175ZM189 122H191V120L189 121ZM214 122V121H213ZM247 122V121H246ZM245 122V123H246ZM0 123H1V121H0ZM29 122H27V124H28ZM37 123V122H36ZM55 123H57V122H55ZM54 123V124H55ZM144 123V122H143ZM186 123V122H185ZM251 123V122H250ZM155 124H156V122H155ZM163 124H164V121H163ZM162 124V125H163ZM243 124V126L241 127V128H243L242 129V131L241 132H239L240 134H241V136L243 135V137H244V135H245V137H246V134H244V131L246 130V126H245V129H244V123H242ZM264 124V123H263ZM3 125H0V126H3ZM11 125H13V124H11ZM51 125H52V123L50 124V123H47L46 124V128H45V131L43 132L42 130H44V129H42L41 131L42 132H40L39 134H41V138H42V140H44V139H47V138H49L50 136H51V132L48 130V129H53V127L51 128ZM110 125H108L107 123L106 124H104V122L103 123H101L99 126L98 125H95V129H94V134H95V138L96 139H106L107 137V134H108V128L110 127ZM166 125V124H165ZM185 125V124H184ZM184 125H183V128H184ZM193 124H191V126H192ZM246 125H247V123H246ZM248 125H250V124H248ZM143 126V125H142ZM144 126H146V125H144ZM241 126V125H240ZM3 127H5V126H3ZM3 127H2V129H3ZM26 127V126H25ZM38 127V126H37ZM70 127V126H69ZM159 127V126H158ZM237 127V126H236ZM19 128V127H18ZM44 128V127H43ZM140 128V127H139ZM139 128H138V130H139ZM143 128V127H142ZM145 128V127H144ZM248 128V127H247ZM262 128H263V125H262ZM261 128V130H259L260 132H264L263 131V129ZM131 129V128H130ZM129 129V130H130ZM256 129V128H255ZM258 129V128H257ZM12 130H14L13 128H12ZM16 130V129H15ZM30 130H32V128L30 127ZM48 130V131H47ZM138 130H136V131H138ZM184 130V129H183ZM193 130V129H192ZM4 131H5V129H4ZM16 131H18V130H16ZM159 131V130H158ZM237 131V130H236ZM259 131H257V134H258V132ZM140 132L142 133L143 132V129L142 130H140ZM185 132V131H184ZM206 132V131H205ZM231 132V131H230ZM229 132V133H230ZM238 132V131H237ZM237 132H235L236 134H237ZM4 133V132H3ZM2 133V134H3ZM14 133V134H13ZM109 133H110V131H109ZM246 133V132H245ZM1 134V133H0ZM7 134V133H6ZM12 134L13 135H18V133L16 134L15 133V131L14 132H12ZM94 134H91V137L90 138H92V135H94ZM112 134V133H111ZM144 135H145V133H143ZM176 134V133H175ZM186 134V133H185ZM206 134V133H205ZM239 134V135H240ZM4 135V134H3ZM25 135V134H24ZM124 135V134H123ZM122 135V136H123ZM143 135V136H144ZM147 135V134H146ZM145 135V136H146ZM180 135H181V133H180ZM188 135V134H187ZM187 135H186V137H187ZM238 135V136H239ZM252 135H253V133H252ZM255 135V134H254ZM260 135H261V133H260ZM11 136V135H10ZM16 136H14V137H16ZM111 137H112V135H110ZM128 136V135H127ZM131 137L133 136H135V135H130ZM228 137H229V135H227ZM237 136V137H238ZM256 136H258V135H256ZM263 136H264V134H263ZM26 137H28V136H26ZM30 137V136H29ZM98 137V138H97ZM137 137V136H136ZM140 137H142V136H140ZM211 137V136H210ZM227 137V138H228ZM234 137H235V135H234ZM243 137H239L240 139L241 138H243ZM261 137V136H260ZM10 138V137H9ZM11 138H13L12 136H11ZM17 138H18V136H17ZM16 138V139H17ZM37 138V137H36ZM189 138H190V136H189ZM216 138V137H215ZM223 138H224V136H223ZM227 138H226V140H227ZM239 138H237L238 139V141L240 142H242L243 140L241 139V140H239ZM247 138V137H246ZM254 138V137H253ZM256 138V137H255ZM14 139V138H13ZM123 139H124V136H123ZM123 139L122 140H120V144H121V141H123ZM140 139V138H139ZM185 139V138H184ZM184 139H183V142H184ZM236 139V140H237ZM258 139H260V138H258ZM261 139L263 140L264 138H262L261 137ZM260 139V140H261ZM8 140H11V139H8ZM7 140V141H8ZM41 140V141H42ZM136 140H137V138H136ZM141 140V139H140ZM140 140H139V142H140ZM231 140H233V139H231ZM253 140V139H252ZM50 141V140H49ZM96 140H91L90 141V146H89V148H88V151L90 150V149H92L91 151L94 153L95 151L97 152L98 151V149L96 148V147H94V145H92V143L93 142H95ZM107 141V140H106ZM132 141V140H131ZM208 141V140H207ZM212 141H214V138H213V140ZM229 141V140H228ZM245 141H248V140H245ZM254 141H255V139H254ZM1 142H3V139H0V143ZM142 142V141H141ZM201 142V141H200ZM215 142V141H214ZM214 142H212V143H214ZM222 142V141H221ZM232 142V141H231ZM230 142V143H231ZM262 142V141H261ZM11 143V142H10ZM38 143V142H37ZM42 143V142H41ZM129 143L131 144V142L129 141ZM135 143H137V141L135 142ZM143 143V142H142ZM185 143V142H184ZM198 143V142H197ZM233 143H234V141H233ZM243 143V142H242ZM263 143V142H262ZM3 144V143H2ZM5 144H7V142L5 143ZM4 144V145H5ZM40 144V143H39ZM43 144V143H42ZM46 144V143H45ZM133 144V143H132ZM131 144V145H132ZM138 144V146H139V143H137ZM220 144H222V143H220ZM235 144H237V143H235ZM35 145V144H34ZM118 145V144H117ZM131 145H129V148L131 147ZM135 145V144H134ZM211 145V144H210ZM223 145V144H222ZM231 145V144H230ZM243 145V144H242ZM43 146V145H42ZM41 146V147H42ZM45 147H46V145H44ZM213 146V145H212ZM211 146V147H212ZM224 146H225V144H224ZM234 146H236V145H234ZM239 146H241V144H239ZM34 147V146H33ZM38 147V146H37ZM36 147V148H37ZM134 147V146H133ZM132 147V148H133ZM183 147H185L184 146V144H183ZM198 147H200V146H198ZM229 147V146H228ZM259 147H263V145L261 146H259ZM116 148V147H115ZM137 148V147H136ZM136 148H133V150L135 149L136 150ZM140 148V147H139ZM175 148V147H174ZM222 148V147H221ZM225 148V147H224ZM223 148V149H224ZM235 148V147H234ZM241 148H242V146H241ZM244 148V147H243ZM246 148V147H245ZM4 149V148H3ZM32 149V148H31ZM38 150H39V147L37 148ZM127 149V148H126ZM176 149V148H175ZM182 149V148H181ZM188 149V148H187ZM186 149V150H187ZM229 149V148H228ZM227 149V150H228ZM240 149V148H239ZM262 148H260V151H262L261 150ZM14 150V149H13ZM117 150V149H116ZM116 150H114V151H116ZM119 150H121V149H119ZM119 150H118V152H119ZM141 150V149H140ZM236 150V149H235ZM259 150V149H258ZM114 151L111 153L112 155H113V153H114ZM136 151H138V149L136 150ZM169 151V150H168ZM199 151V150H198ZM222 149H221V153H222ZM226 151V150H225ZM237 151V150H236ZM239 151V150H238ZM240 151H243V149H241ZM259 151V152H260ZM15 152V151H14ZM36 152H37V150H36ZM135 152V151H134ZM133 152V153H134ZM182 152V151H181ZM213 152V153H212ZM211 153L212 154H214V153H216V152H214V151H212ZM224 152V151H223ZM233 152V151H232ZM16 153V152H15ZM42 152H40V154H41ZM120 153V152H119ZM126 153H127V151H126ZM137 153V152H136ZM136 153H134V154H136ZM141 153V152H140ZM150 153V152H149ZM153 153V152H152ZM176 153V152H175ZM177 153H179V152H177ZM183 153V152H182ZM182 153H181V155H182ZM185 153H187V152H184V155H185ZM194 153H197V152H194ZM234 153V152H233ZM240 153V152H239ZM36 154V153H35ZM193 154V153H192ZM226 154V153H225ZM229 154V153H228ZM228 154H226V155H228ZM231 154V153H230ZM28 155V154H27ZM90 155V154H89ZM117 155V154H116ZM128 155V154H127ZM138 155V154H137ZM137 155H136V157H137ZM150 155V154H149ZM195 155V154H194ZM193 155V156H194ZM235 155L236 154H234V157H235ZM258 155L260 156L261 154H259L258 153ZM34 156V155H33ZM134 156V155H133ZM180 156V155H179ZM222 156V155H221ZM223 156H224V154H223ZM230 156V155H229ZM228 156V157H229ZM241 156V155H240ZM117 157H119V156H117ZM139 157V156H138ZM146 157H149L148 155L146 156ZM164 157V156H163ZM184 157V156H183ZM195 157H196V155H195ZM194 157V158H195ZM208 157V156H207ZM214 157V156H213ZM219 157H220V155H219ZM238 157H239V155H238ZM3 158V157H2ZM2 158H1V160H2ZM5 158V157H4ZM26 158V157H25ZM34 158V157H33ZM91 158V157H90ZM109 158L110 157H108V160H109ZM111 158H112V156H111ZM114 158V157H113ZM125 158V157H124ZM124 158H123V160H124ZM141 158H143L144 159V157H142L141 156ZM221 158V157H220ZM226 158V157H225ZM258 158V157H257ZM260 158V157H259ZM28 159H30V158H28ZM32 159V158H31ZM73 159V158H72ZM140 159V158H139ZM169 159V158H168ZM170 159H171V157H170ZM182 159V158H181ZM193 159V158H192ZM4 160V159H3ZM107 160V161H108ZM166 160V159H165ZM183 160V159H182ZM236 160H238L237 159V156H236ZM240 160V159H239ZM256 160V159H255ZM260 160V159H259ZM8 161H9V159H8ZM14 161V160H13ZM32 161V160H31ZM30 161V162H31ZM125 161V160H124ZM138 161V160H137ZM146 161V160H145ZM170 161V160H169ZM220 161V160H219ZM223 161V160H222ZM225 161V160H224ZM256 161H258V160H256ZM27 162V161H26ZM26 162H25V166H26ZM168 162V161H167ZM176 162V161H175ZM174 162V163H175ZM179 162H181V160H180V157H179ZM178 162V163H179ZM226 162H227V160H226ZM236 162V161H235ZM239 162V161H238ZM107 163H109V162H107ZM173 163V162H172ZM173 163V164H174ZM181 163H183V162H181ZM216 163H217V161H216ZM219 163V162H218ZM225 163V162H224ZM228 163V162H227ZM226 163V164H227ZM237 163V162H236ZM28 165H30V163H27ZM106 164V163H105ZM122 164H123V162H122ZM135 164V163H134ZM133 164V165H134ZM141 164V163H140ZM139 164V165H140ZM144 164V163H143ZM215 164V163H214ZM231 164V163H230ZM229 164V165H230ZM258 164V163H257ZM260 165L262 164V162L261 163H259ZM24 165H22V166H24ZM107 165V164H106ZM147 165V164H146ZM163 165V164H162ZM175 165V164H174ZM177 165V164H176ZM187 165V164H186ZM185 165V166H186ZM225 165V164H224ZM223 165V166H224ZM228 164L226 165L227 166V169H228V166H229ZM232 165V164H231ZM231 165L229 166V168L231 167ZM234 165V164H233ZM238 165V164H237ZM247 165V164H246ZM254 165V164H253ZM259 165V166H260ZM21 166V167H22ZM77 166V168L76 169H79L80 167H81V164L80 165H76ZM100 166H102V163L100 162L98 165H97V167H100ZM105 166V165H104ZM113 166V165H112ZM141 166V165H140ZM178 166V165H177ZM223 166H221L222 168H224ZM256 166V165H255ZM255 166L253 167L252 166V168H254L255 169ZM54 167V166H53ZM106 168H107V166H105ZM115 167V166H114ZM144 167H145V165H144ZM163 167V166H162ZM165 167V166H164ZM167 167H168V165H167ZM176 167V166H175ZM213 168L215 167V165L214 166H212ZM211 167V168H212ZM261 167V166H260ZM46 168V167H45ZM55 168H57V167H55ZM136 168H137V166H136ZM139 168H141V167H139ZM177 168V167H176ZM182 168H184V167H182ZM200 168V167H199ZM220 168V167H219ZM226 168V167H225ZM224 168V169H225ZM233 169L235 168V166L234 167H232ZM247 168H248V166H247ZM251 168V169H252ZM256 168H258V166L256 167ZM22 169V168H21ZM102 169H104L103 167H102ZM153 169V168H152ZM151 169V170H152ZM155 169V168H154ZM162 169V168H161ZM164 170H166L165 168H163ZM188 169V168H187ZM193 168H191V170H192ZM224 169H222V171H224ZM262 169L263 168H261L260 170L262 171ZM200 170V169H199ZM230 170H232V169H230ZM238 170V169H237ZM248 170V169H247ZM258 170V169H257ZM257 170H255L256 172H257ZM260 170H259V172H260ZM103 171V170H102ZM155 171V170H154ZM159 171H160V169H159ZM162 171V170H161ZM176 171V170H175ZM187 171H189V169L187 170ZM227 171V170H226ZM9 172H11V167H7V168H3V169H1L0 170V177L1 176H7V174L9 173ZM122 172V171H121ZM139 172V171H138ZM144 172V171H143ZM163 172V171H162ZM178 172H181L180 170H178ZM177 172V173H178ZM192 172V171H191ZM234 172H236V170H234ZM234 172H232V173H234ZM238 172V171H237ZM255 172V173H256ZM264 171H262V173H263ZM16 173V172H15ZM22 173V172H21ZM101 173V172H100ZM103 173V172H102ZM101 173V174H102ZM134 173V172H133ZM136 173H137V171H136ZM136 173H135V175H136ZM152 173H153V170H152ZM161 173V172H160ZM165 173V172H164ZM163 173V174H164ZM176 173V172H175ZM185 173H188V172H185ZM18 174V173H17ZM64 174V173H63ZM141 174V173H140ZM179 174V173H178ZM177 174V175H178ZM210 174V173H209ZM208 174V175H209ZM230 174V173H229ZM229 174L228 175H226V177L227 176H229ZM20 175V174H19ZM151 175V174H150ZM154 175V174H153ZM153 175H151V176H153ZM174 175H176V174H174ZM185 175V174H184ZM183 175V176H184ZM207 175V176H208ZM258 175H260V174H258ZM262 175V174H261ZM264 175V174H263ZM262 175V176H263ZM98 176V175H97ZM141 176V175H140ZM140 176H138V175H136V177H140ZM143 176H144V174H143ZM161 176V175H160ZM181 176V175H180ZM187 176V175H186ZM232 176H234L233 174H232ZM256 176V175H255ZM254 176V177H255ZM15 177V176H14ZM77 177V176H76ZM131 177H132V175H131ZM134 177V176H133ZM162 177H163V175H162ZM165 177H167L166 176V174H165ZM189 177V176H188ZM187 177V178H188ZM212 176L210 175V178H211ZM234 177H237V174L234 176ZM4 178V177H3ZM20 178L21 177H19V179H17V180H20ZM98 178V177H97ZM155 178V177H154ZM158 178H160L161 179V177H159L158 176ZM168 178V177H167ZM167 178H164V179H166L167 180ZM180 178V177H179ZM185 178V177H184ZM230 178H233V177H231V174H230ZM261 178V180L264 178V176L263 177H260ZM260 178H259V181H260ZM135 179H137L138 180V178H135ZM141 179V178H140ZM169 179H172L171 177L170 178H168V180ZM175 179V178H174ZM199 179V178H198ZM214 178L212 177L211 178V180H213ZM217 179V178H216ZM225 179H227L228 180V178H225ZM236 179V178H235ZM96 180V179H95ZM120 180V179H119ZM132 180H134V179H132ZM142 180H143V177H142ZM145 180V179H144ZM151 180V179H150ZM166 180H163V181H166ZM167 180V181H168ZM227 180H225V181H227ZM230 180V179H229ZM232 180V179H231ZM255 180H257L256 178H255ZM8 181V180H7ZM80 181V180H79ZM89 181V180H88ZM97 181V180H96ZM135 181V180H134ZM154 181H155V179H154ZM158 181H159V179H158ZM158 181H156V182H158ZM160 181H162V179L160 180ZM159 181V182H160ZM224 181V182H225ZM234 181V180H233ZM238 181V180H237ZM254 181V180H253ZM264 181V180H263ZM16 182V181H15ZM136 183L138 182V181H135ZM141 182V181H140ZM151 182V181H150ZM172 182H176V179L174 180V181H172ZM177 182H179V180L177 181ZM230 183L232 182V181H229ZM229 182H227V184L229 183ZM257 182V181H256ZM66 183H68L67 181H66ZM132 183V182H131ZM155 183V182H154ZM189 183V182H188ZM187 183V184H188ZM201 183V182H200ZM214 183H216V181L215 182H213V184ZM226 183V182H225ZM235 183V182H234ZM258 183V182H257ZM256 183V184H257ZM77 184V183H76ZM129 184V183H128ZM133 184H135V183H133ZM133 184H131V185H133ZM160 184H162V182H160ZM160 184H158L159 186H160ZM175 184V183H174ZM186 184V183H185ZM186 184V185H187ZM198 184H199V182H198ZM232 184V183H231ZM238 184H239V182H238ZM30 185V184H29ZM28 185V186H29ZM94 185V184H93ZM130 185V186H131ZM157 185V186H158ZM162 185H164V184H162ZM172 185H173V183H172ZM200 185V184H199ZM199 185H197V186H199ZM226 184H224V186H225ZM230 184H228V186H229ZM234 185V184H233ZM261 185H263V183L261 184ZM261 185H259V186H261ZM7 186H8V184H7ZM121 186V185H120ZM129 186V187H130ZM174 186V185H173ZM176 186V185H175ZM174 186V188H178V185H177V187H175ZM189 186V185H188ZM191 186H192V183H191ZM191 186H189V187H191ZM253 186V185H252ZM259 186H257V190H260L261 191V195L259 194L260 193V191L258 192L256 189H255V191L256 192H258V193H256L258 196L256 197V198H261L263 195V191H262V188H260V189H258V187ZM264 186V185H263ZM262 186V187H263ZM136 187V186H135ZM201 187V185L198 187V190L199 189H201L202 187L204 188V186L202 185V187ZM215 188H216V184H215V186H214ZM254 187V186H253ZM256 187V186H255ZM92 188H93V186H92ZM120 188V187H119ZM131 188V187H130ZM162 188V187H161ZM223 188H226V187H223ZM228 188H230V186L229 187H227V189ZM231 188H232V186H231ZM230 188V189H231ZM234 188H236V187H234ZM238 188H239V186H238ZM9 189V188H8ZM27 189V188H26ZM157 189V188H156ZM159 189V188H158ZM205 189H206V187H205ZM217 189V188H216ZM221 189V188H220ZM249 189V188H248ZM120 190H122V188L120 189ZM170 190H171V188H170ZM177 190V189H176ZM201 190H203V189H201ZM222 190V189H221ZM224 190V189H223ZM221 191L222 193H226L225 192V190L224 191ZM235 190V189H234ZM233 190V191H234ZM251 190V189H250ZM253 190V189H252ZM10 191V190H9ZM125 192H126V190H124ZM131 191V190H130ZM184 190H182V192H183ZM191 190H188V192H190ZM204 192H200L201 194L202 193H205V190H203ZM218 191H219V189L217 190V193H218ZM229 191V190H228ZM228 191H227V193H226V196H227V194H228ZM88 192V191H87ZM121 192V191H120ZM174 192V191H173ZM247 192H248V190H247ZM253 192H254V190H253ZM12 193V192H11ZM85 193V192H84ZM83 192H82V194H84ZM171 193V192H170ZM175 194H176V192H174ZM21 194V193H20ZM57 194V193H56ZM116 194V193H115ZM117 194H118V192H117ZM127 194V193H126ZM128 194H129V192H128ZM127 194V195H128ZM165 194V193H164ZM187 194V193H186ZM189 194V193H188ZM200 194V195H201ZM234 194V193H233ZM254 194H255V192H254ZM125 195V194H124ZM177 195V194H176ZM182 195V194H181ZM204 195V194H203ZM218 195V194H217ZM219 195H220V193H219ZM3 196V195H2ZM86 196H87V194H86ZM86 196H85V198H86ZM116 196L117 195H115L114 197L116 198ZM126 196V195H125ZM139 196V195H138ZM152 196V195H151ZM165 196H167V195H165ZM184 196V198H185V195H183ZM187 196V195H186ZM208 196V195H207ZM225 196V195H224ZM233 196V195H232ZM232 196H228V197H231L232 198ZM246 196H247V193H246ZM245 196V197H246ZM248 196H249V194H248ZM254 196H256V195H254ZM261 196V197H260ZM62 197V196H61ZM119 197V196H118ZM136 197V196H135ZM143 198L145 197V196H142ZM180 197H182V196H180ZM179 197V198H180ZM196 196H194V198H195ZM252 196H250L249 198H251ZM60 198V197H59ZM115 198H114V201H115ZM125 199H126V197H124ZM152 198V197H151ZM199 198H201V197H199ZM203 198V197H202ZM217 198H220V197H217ZM226 198V197H225ZM231 198L229 199V201L231 200ZM255 198V199H256ZM257 199V200H260V199ZM124 199V200H125ZM128 199V198H127ZM170 199V197H168V200ZM181 199V198H180ZM227 199V198H226ZM82 200V199H81ZM171 200H173V198L171 199ZM176 200H178V199H176ZM242 200H243V198H242ZM247 200V199H246ZM256 200V201H257ZM96 201H98V200H96ZM116 201H118V200H116ZM115 201V202H116ZM126 201V200H125ZM132 201V200H131ZM162 201V200H161ZM160 201V202H161ZM174 201V200H173ZM172 201V202H173ZM199 201V200H198ZM202 201V200H201ZM218 201V200H217ZM223 201H224V199H223ZM227 201V200H226ZM252 201L254 202V204H255V200H253V198H252ZM83 202V201H82ZM81 202V203H82ZM130 202V201H129ZM136 202H138V201H136ZM168 202V201H167ZM243 202H244V200H243ZM251 202V201H250ZM85 203H87V200H86V202ZM114 203V202H113ZM174 203H176L175 205L177 206V203H178V205H179V201L177 202H173V204ZM182 203H184V202H181V205H184V204H182ZM205 203V202H204ZM208 203V202H207ZM246 203V202H245ZM263 203H264V199H263ZM82 204H84V203H82ZM129 204H131V203H129ZM137 204V203H136ZM135 204V205H136ZM149 204V203H148ZM172 203L170 204V205H173ZM191 204V203H190ZM200 204H202L200 201H199V205ZM217 204V203H216ZM224 204V203H223ZM226 204V203H225ZM253 204V203H252ZM251 204V205H252ZM81 205V204H80ZM112 206H113V204H111ZM126 205V204H125ZM124 205V206H125ZM131 205H133V204H131ZM135 205H133V206H135ZM140 205V204H139ZM150 205V204H149ZM181 205H180V208H181ZM195 205V204H194ZM242 205H244V203H242ZM241 205V206H242ZM264 205V204H263ZM85 206V205H84ZM121 206V205H120ZM119 206V207H120ZM168 206V205H167ZM187 206V205H186ZM192 206H193V203H192ZM246 206V205H245ZM248 206V205H247ZM73 207H74V205H73ZM141 207V206H140ZM166 207V206H165ZM174 207V206H173ZM183 208H184V206H182ZM198 207V206H197ZM239 207V206H238ZM76 208V207H75ZM99 208V207H98ZM137 208V207H136ZM183 208H181V211H183L182 209ZM190 208H191V205H190ZM199 208H201V207H199ZM5 209V208H4ZM109 209V208H108ZM114 209H116L115 208V206H114ZM118 209V208H117ZM122 209H123V207H122ZM137 209H139V208H137ZM136 209V210H137ZM165 209V208H164ZM175 209V208H174ZM198 209V208H197ZM196 209V210H197ZM244 209V208H243ZM246 209V208H245ZM256 209V208H255ZM259 209V208H258ZM261 209V208H260ZM77 210H78V208H77ZM124 210H125V208H124ZM152 210H153V208H152ZM178 210H179V208H178ZM201 210V209H200ZM236 220H235V222L234 223H231V224H227V223H211V224H207L206 226L205 225H203V227L205 226V229H206V231L205 232H207V230H208V232H209V234H211L212 236H214L215 237V239H217V242H218V245L220 244V249H223L224 247H226V250H227V248H228V244H226V242L227 243H229L231 240L230 239H232L231 237H233V233H234V230H235V228H239L240 226H241V222L244 220L243 219V217H241L242 216V213H241V211H239V209H237V207H236ZM257 210V209H256ZM79 211V210H78ZM81 211V210H80ZM113 211V210H112ZM154 211V210H153ZM171 211V210H170ZM193 211V210H192ZM194 211H195V209H194ZM193 211V212H194ZM245 211V210H244ZM254 211V210H253ZM261 211H263L262 209H261ZM64 212V211H63ZM77 212V211H76ZM115 212H118V211H116L115 210ZM123 212V211H122ZM125 212H126V210H125ZM137 212V211H136ZM196 212V211H195ZM201 212V211H200ZM222 212V211H221ZM246 212V211H245ZM249 212L250 211H248V214H249ZM259 212V211H258ZM111 213V212H110ZM109 213V214H110ZM253 213V212H252ZM263 213V212H262ZM43 214V213H42ZM138 214V213H137ZM154 214V213H153ZM188 214H190V213H187V215ZM201 214V213H200ZM127 215V214H126ZM125 214H124V216H126ZM135 215V214H134ZM149 215H150V213H149ZM152 215V214H151ZM116 216H117V214H116ZM115 216V217H116ZM137 216V215H136ZM142 216V215H141ZM146 216V215H145ZM153 216V215H152ZM167 216L169 217H171V219L170 220H172V222H174L173 221V218H177V216L178 217H180L181 218V215L180 214H175V213H168L167 214ZM190 216V215H189ZM197 216H198V213H197ZM201 216V218H202V215H200ZM250 216V215H249ZM123 217V216H122ZM148 217V216H147ZM196 217V216H195ZM71 218V217H70ZM153 218V217H152ZM189 218V217H188ZM197 218V217H196ZM196 218H195V220H196ZM244 218H246V216H245V214H244ZM250 218V217H249ZM248 218V219H249ZM260 218V217H259ZM72 219V218H71ZM70 219V220H71ZM105 219V218H104ZM134 219V218H133ZM154 219V218H153ZM183 219V218H182ZM198 219H200L199 217H198ZM198 219H197V221H194V222H196L194 225H196V226H198V224H197V222H198ZM241 219H243V220H241ZM251 219V218H250ZM106 220H108V218L106 219ZM105 220V221H106ZM111 220V219H110ZM121 220H122V218H121ZM120 220V221H121ZM124 220V219H123ZM132 220V219H131ZM175 220V219H174ZM201 220V219H200ZM200 220H199V222H200ZM253 220V219H252ZM184 221V220H183ZM187 220H185L184 221V223L186 222ZM264 221V220H263ZM72 222V221H71ZM70 222V223H71ZM122 222V221H121ZM172 222L170 221V223L172 224ZM198 222V223H199ZM138 223V222H137ZM153 223V222H152ZM187 223H188V221H187ZM191 223V222H190ZM243 223H245V220H244V222ZM242 223V224H243ZM251 223V222H250ZM113 224V223H112ZM175 224V223H174ZM200 224H201V222H200ZM114 225H115V223H114ZM183 225V224H182ZM187 225V224H186ZM118 226H119V224H118ZM175 226V225H174ZM199 226H201V225H199ZM198 226V227H199ZM120 227V226H119ZM119 227L117 228V229H119ZM155 227V226H154ZM178 228L180 227V226H177ZM198 227H194L195 229H198ZM242 227V226H241ZM121 228H122V226H121ZM177 228V229H178ZM201 228V227H200ZM243 228H244V226H243ZM242 228V229H243ZM241 229V230H242ZM246 229V228H245ZM59 230V229H58ZM122 230V229H121ZM152 230H154V229H152ZM156 230V229H155ZM179 230V229H178ZM202 230V229H201ZM201 230H197V232L198 231H201ZM244 230V229H243ZM241 231V233L240 234H243L242 232H244V233H246L245 231ZM158 230H156V232H157ZM194 231H196V230H193V232ZM204 231H201V234L199 233V236L198 237H200L201 238V236H202V233L204 232ZM240 231V229L237 231V234H238V232ZM66 232V231H65ZM118 232V236L120 235L121 236V234H119V232H120V229H119V231H117ZM155 232V231H154ZM153 232V233H154ZM204 232V233H205ZM208 232H207V234H208ZM152 233V232H151ZM150 233V234H151ZM188 234V233H187ZM186 234V235H187ZM208 234V235H209ZM81 235V234H80ZM181 235H184V233L183 234H181ZM196 235H198V233H194V235L193 236H196ZM206 235L207 236V238L205 237V235L203 234V236L206 238V239H211V238H209V236L210 237H212L211 235ZM178 236H180V235H178ZM191 237V236H190ZM214 237H213V240H214ZM245 237V236H244ZM243 237V238H244ZM250 237H252V236H250ZM116 238V237H115ZM120 238V237H119ZM197 238V237H196ZM196 238H195V240H196ZM230 238V239H229ZM239 238H240V236H239ZM192 239H194L193 237H192ZM192 239H190V240H192ZM247 239V238H246ZM113 240V239H112ZM119 240V239H118ZM117 240V241H118ZM83 241V240H82ZM129 241V240H128ZM127 241V242H128ZM193 241V240H192ZM191 241V242H192ZM119 242V241H118ZM194 242V241H193ZM115 243V242H114ZM129 243V242H128ZM198 243V242H197ZM226 245H228V246H225V244ZM104 244V243H103ZM193 244V243H192ZM221 244L223 245L224 244V247H222L221 248ZM230 244V243H229ZM126 245H128V244H126ZM190 245V244H189ZM197 245V244H196ZM83 246V243H82V245H81V247ZM114 246V245H113ZM136 246H138V244L136 245ZM135 246V247H136ZM194 246V245H193ZM192 246V247H193ZM206 247V246H205ZM218 247H217V250H220V249H218ZM84 248V247H83ZM100 248V247H99ZM128 248V247H127ZM196 247H194V249H195ZM202 248V247H201ZM230 248V247H229ZM228 248V249H229ZM110 249H112L111 248V246H110ZM118 249H119V244H118ZM134 249V248H133ZM141 250V248H139V247H137L135 250L137 251V250ZM199 249V248H198ZM205 249V248H204ZM207 249V248H206ZM216 249V248H215ZM247 249V248H246ZM128 250H131V249H128ZM134 250V251H135ZM140 250L138 251V252H140ZM196 250V249H195ZM217 250H214V251H216L217 252ZM225 250V249H224ZM230 250H231V248H230ZM121 251V250H120ZM142 251V250H141ZM194 251V250H193ZM198 250H196V252H197ZM204 251V250H203ZM202 251V252H203ZM206 251V250H205ZM223 251V250H222ZM99 252V251H98ZM129 251H127L126 253H128ZM132 252V251H131ZM227 252H228V250H227ZM245 251H242L241 253L243 254ZM37 253V252H36ZM125 253V254H126ZM134 252H132V254H133ZM193 253H195V252H192V253H188V254H193ZM200 253V252H199ZM204 253V252H203ZM213 253H215V252H213ZM220 253V252H219ZM223 253H224V251H223ZM226 253V252H225ZM230 253V252H229ZM115 254V253H114ZM118 254V253H117ZM162 254V253H161ZM216 254H218V252L216 253ZM228 254V253H227ZM82 255V254H81ZM143 255H145V254H143ZM215 255V254H214ZM225 255V254H224ZM233 255V254H232ZM235 255V254H234ZM121 256V255H120ZM126 256V255H125ZM189 256V255H188ZM192 256V255H191ZM197 256H198V254H197ZM201 256H202V254H201ZM217 257L218 256H220V255H216ZM243 256V255H242ZM82 257V256H81ZM110 257V256H109ZM108 257V258H109ZM118 257V256H117ZM116 257V258H117ZM139 257V256H138ZM147 257V256H146ZM212 257H215V256H212ZM217 257H216V259H217ZM222 257H223V255H222ZM231 257V256H230ZM237 257V256H236ZM111 258H112V256H111ZM126 258V257H125ZM145 258V257H144ZM149 257H147V259H148ZM174 258V257H173ZM202 258V257H201ZM227 258H228V256H227ZM239 258L240 257H238V258H236L235 259V263H237L238 262V260H239ZM139 259V258H138ZM146 259V260H147ZM211 259V258H210ZM221 259V258H220ZM225 259V258H224ZM232 259V258H231ZM234 259V258H233ZM109 260H110V258H109ZM140 260H141V258H140ZM139 260V261H140ZM144 260V259H143ZM142 260V261H143ZM177 260V259H176ZM202 260V259H201ZM200 260V261H201ZM206 260H207V258H206ZM226 260V259H225ZM225 260H223V262H225ZM241 260V259H240ZM107 261V260H106ZM133 261V260H132ZM174 261V260H173ZM218 261V260H217ZM230 261H232V260H230ZM1 262V261H0ZM131 262V261H130ZM135 262H137V261H135ZM145 262V261H144ZM147 262H148V260H147ZM194 262H196V261H194ZM194 262H192V263H194ZM205 262V261H204ZM220 262V261H219ZM222 262V261H221ZM220 262V263H221ZM102 263V262H101ZM103 263H105V262H103ZM167 263H169V262H167ZM175 263H176V261H175ZM206 263V262H205ZM208 263V262H207ZM214 263V262H213ZM212 263V264H213ZM226 263V262H225ZM225 263H223V264H225ZM248 263H251V262H248ZM2 264V263H1ZM137 264V263H136ZM139 264H140V262H139ZM141 264H143V263H141ZM170 264V263H169ZM171 264H172V262H171ZM198 264H199V261H198ZM217 264V263H216ZM238 264V263H237ZM239 264H242V262H240ZM245 264V263H244ZM247 264V263H246ZM251 264H253V263H251ZM257 264H259V263H257Z\"/></svg>",
    "mask_w": 264,
    "mask_h": 264
}]
</instances>
